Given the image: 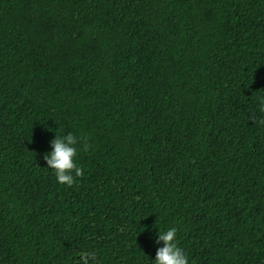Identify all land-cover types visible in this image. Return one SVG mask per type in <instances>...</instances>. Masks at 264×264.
<instances>
[{"label": "trees", "instance_id": "16d2710c", "mask_svg": "<svg viewBox=\"0 0 264 264\" xmlns=\"http://www.w3.org/2000/svg\"><path fill=\"white\" fill-rule=\"evenodd\" d=\"M260 95L264 0H0V264H264Z\"/></svg>", "mask_w": 264, "mask_h": 264}, {"label": "clouds", "instance_id": "9594fccd", "mask_svg": "<svg viewBox=\"0 0 264 264\" xmlns=\"http://www.w3.org/2000/svg\"><path fill=\"white\" fill-rule=\"evenodd\" d=\"M257 110L264 114V95L256 97ZM255 118V117H253ZM260 122L264 123V115ZM79 137L71 131L63 135H56L49 141L50 150L43 153L46 167L51 169L56 181L67 186H72L77 177L84 174L83 168L77 160ZM155 243L158 245L155 251L153 264H189V256L179 245L177 228L164 226L157 228ZM81 264H90L96 257L95 251L81 250L79 253Z\"/></svg>", "mask_w": 264, "mask_h": 264}]
</instances>
